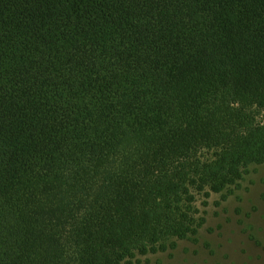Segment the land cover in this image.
Segmentation results:
<instances>
[{"label": "trees", "instance_id": "16d2710c", "mask_svg": "<svg viewBox=\"0 0 264 264\" xmlns=\"http://www.w3.org/2000/svg\"><path fill=\"white\" fill-rule=\"evenodd\" d=\"M264 164V0H0V264H131Z\"/></svg>", "mask_w": 264, "mask_h": 264}, {"label": "rangeland", "instance_id": "374dc122", "mask_svg": "<svg viewBox=\"0 0 264 264\" xmlns=\"http://www.w3.org/2000/svg\"><path fill=\"white\" fill-rule=\"evenodd\" d=\"M196 205L205 222L195 240L131 264H264V164L223 193L198 195Z\"/></svg>", "mask_w": 264, "mask_h": 264}]
</instances>
